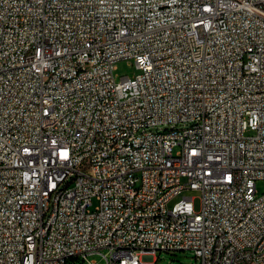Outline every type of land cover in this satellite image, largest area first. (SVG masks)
Listing matches in <instances>:
<instances>
[{
    "label": "built area",
    "instance_id": "1",
    "mask_svg": "<svg viewBox=\"0 0 264 264\" xmlns=\"http://www.w3.org/2000/svg\"><path fill=\"white\" fill-rule=\"evenodd\" d=\"M258 181L264 0H0V264H264Z\"/></svg>",
    "mask_w": 264,
    "mask_h": 264
},
{
    "label": "rangeland",
    "instance_id": "2",
    "mask_svg": "<svg viewBox=\"0 0 264 264\" xmlns=\"http://www.w3.org/2000/svg\"><path fill=\"white\" fill-rule=\"evenodd\" d=\"M116 72L118 73V75L134 76L137 73V69L130 61L123 60L117 63ZM257 189L260 194L264 192L263 181L257 182ZM184 196L193 197V203L195 209L198 210L200 208L201 192L195 189L184 190L183 192L179 193L170 200L169 206L170 207L173 206ZM91 258L95 259L98 264H107L106 259L100 254H94ZM68 264H85V263L80 260H75L73 262H69ZM155 264H198V263L194 254L190 251H186L178 254H167L164 252L160 253L159 258H157Z\"/></svg>",
    "mask_w": 264,
    "mask_h": 264
}]
</instances>
